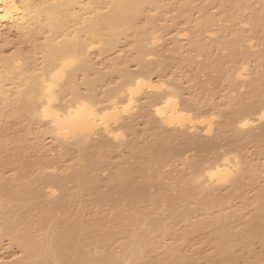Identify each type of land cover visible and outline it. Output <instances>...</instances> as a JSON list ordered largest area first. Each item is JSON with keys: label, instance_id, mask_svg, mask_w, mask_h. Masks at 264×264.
Segmentation results:
<instances>
[{"label": "bare ground", "instance_id": "6f19581e", "mask_svg": "<svg viewBox=\"0 0 264 264\" xmlns=\"http://www.w3.org/2000/svg\"><path fill=\"white\" fill-rule=\"evenodd\" d=\"M262 64L264 0H0V174L19 171L0 180V241L22 249L14 264H194L182 245L202 234L199 261L264 264ZM219 89L228 112L209 114ZM46 138L61 175L21 164ZM189 152L181 179L158 171ZM244 204L258 213L243 223ZM89 208L107 220H78Z\"/></svg>", "mask_w": 264, "mask_h": 264}, {"label": "rangeland", "instance_id": "374dc122", "mask_svg": "<svg viewBox=\"0 0 264 264\" xmlns=\"http://www.w3.org/2000/svg\"><path fill=\"white\" fill-rule=\"evenodd\" d=\"M185 27V26H184ZM179 28H183V26L181 27V26H179ZM171 36V35H170ZM169 37V36H168ZM167 36H166V38H168ZM16 38L13 36V35H10V41H11V43L12 44H10V45H8L6 48H5V51H6V53H8V52H11L15 47H17V41L15 40ZM14 43V44H13ZM255 45H256V43H255ZM14 46V47H13ZM257 46V45H256ZM9 47V48H8ZM13 47V48H12ZM24 49H27L28 47H26V46H24L23 47ZM259 49V47L257 46L256 47V49H254V50H258ZM130 69L131 70H134V68H133V66L132 65H130ZM184 71V73H185V76L186 77H191L194 73H195V71H194V69L192 70V68H184L183 69ZM257 71H260V72H263L264 71V64H262L261 65V67L259 68V69H256ZM200 80H201V83L202 84H204L205 83V87H206V89L207 88H210L208 85H206V82H203V81H206V78L205 77H202L201 76V78H200ZM181 84H182V86H183V88L184 87H189V83L187 82V80L185 79V80H183L182 79V81H181ZM191 84V83H190ZM192 86H194V85H192ZM208 86V87H207ZM192 89L194 88V87H191ZM185 89V88H184ZM195 89V88H194ZM193 89V91H195ZM205 89V88H204ZM220 91H218V93H216V95H215V97H214V99H215V104L216 105H218L219 107H216L215 109L214 108H203V109H207V111H209V112H207V113H209V114H213V113H215L216 114V112H228L227 111V107H226V103H225V101H223V99H224V97H223V95H224V93H222V91H221V89H219ZM190 92L192 93V91H191V89H190ZM243 92H245V90H243L242 91V93ZM194 93V92H193ZM206 93H207V91H206ZM205 93V94H206ZM200 99V98H199ZM198 99V103H199V101H201L202 99H200L199 100ZM199 105H201V102H200V104ZM216 109H217V111H216ZM205 110H203V112H205L206 113V111ZM222 120V119H221ZM220 121V118H219V120L217 119L216 121H215V124H217L218 122ZM138 127H139V132L141 131H143V128H145V127H143V125H141V123H139L138 124ZM138 127H137V132H138ZM139 132H138V137L141 135H139ZM134 137V136H133ZM131 139H133L132 138V136H131ZM222 141H224V140H222ZM221 141V145H220V147L223 145H226L225 144V141L224 142H222ZM222 146V147H223ZM41 147H42V149H40V146H39V148H37V149H35V151H31V150H28L27 151V149L26 150H24V152L21 154V159H20V161H21V164L23 163V165H32L31 164V162L32 163H46V162H51V164L52 165H54V166H56V169H55V171L53 172L52 170H50V172H51V174L52 173H54V174H60L61 175V173L60 172H62V171H64V169H65V167H66V163L67 162H65L64 160H60V161H58V150H57V148H56V146L51 142V139H49V138H46V139H44L43 140V145H41ZM222 147H221V149L220 150H222V151H220L219 150V153L221 152H223V150H224V148H226V147H224L223 149H222ZM246 151H245V155H247V159H250V160H254L255 159V151H254V149H253V147L251 146V145H249V146H247L246 147V149H245ZM125 155H127L126 154V151H124V152H121V153H115V154H113L111 157H110V159H111V163H113V164H120V162L122 161V159H125ZM124 158H123V157ZM185 156H187V160H185V161H183L182 162V160L181 159H179L181 162H179V160H178V163H175L174 164V166L173 167H169V166H167V167H161V169L159 170L158 169V171H160V173H164V174H170L172 171H175V172H172V176L173 177H175L176 179H181L182 177H178V175H182V174H186V173H189V161H194L195 159H196V157L197 156H199V154H197L196 152H189L187 155H185ZM249 157V158H248ZM189 158V159H188ZM48 160V161H47ZM50 160V161H49ZM55 161V163H53ZM58 161V162H57ZM187 162V163H186ZM39 164V165H40ZM42 164L40 165V166H38V167H41L42 166ZM50 164V165H51ZM187 164V165H186ZM259 164H261V165H264V160H261L260 161V163ZM51 165V166H52ZM185 165V166H184ZM49 166V164L47 163V167ZM54 166H53V168H54ZM188 166V167H187ZM37 167V168H38ZM43 167V166H42ZM44 167H46V165L44 166ZM175 173H176V175H175ZM18 174H19V171L17 172V171H14V170H7V171H4V173H2V174H0V180L1 179H3V180H5V181H7V179H13V178H16L17 176H18ZM53 174V175H54ZM178 174V175H177ZM103 177V178H102ZM104 178H106V174H103L102 176H101V179H104ZM4 181H1L0 182V186H1V184L3 183ZM258 185L259 186H263L264 187V173H263V178L262 179H259V183H258ZM250 186V187H249ZM248 186V188H246L245 189V191H243V193L244 194H242L243 195V197H245V201L244 202H250L249 204L250 205H252V200H254V197H255V193H256V185H254L253 184V186L252 185H249ZM248 200H251V201H248ZM237 200H235L234 202H236ZM39 202H41V201H39ZM42 203V202H41ZM238 203H240L239 201H237V204ZM88 204H89V202H88ZM85 206L87 205V203L86 204H84ZM238 205H241V203L240 204H238ZM250 205H247L246 204V206H245V204H244V208H246V210H244V215H242V217L244 216L245 218H242V221L243 220H246V221H248L249 219H251L254 215H257L256 213H258V212H256L257 210H256V205L255 206H253V207H250ZM84 206V207H85ZM89 206H90V204H89ZM247 206H249V207H247ZM258 206H260L259 204H258ZM88 207V206H87ZM87 207H85V209L84 210H86L87 209ZM255 207V208H254ZM92 208V207H91ZM91 208H89L87 211H84V210H82L83 212H84V215H83V212L82 211H79V213L80 214H82V215H80L79 213V216H77V218H78V220L80 219V221H89V219L91 220V222H93V223H97V222H104V221H106L107 220V218H106V220L104 219V215H106L107 214V212L106 211H101V212H98V214H96L97 212H95V213H93L92 211H91ZM190 208H193V206H191ZM34 209V210H33ZM179 209H182V208H179ZM35 211H36V209L35 208H32V209H30V211L28 210V216L30 217L29 219H31V217L33 218L34 216H36L35 215ZM88 213V215H91L92 213H93V215H91V217H93L92 219H91V217L89 218H84V217H86V216H88L87 215V213ZM89 212H92V213H90L89 214ZM77 213V212H76ZM28 216H27V222H25V224H23V225H25V227H27L26 226V224L28 223V221H29V219H28ZM82 216V217H81ZM251 216V217H250ZM81 217V218H80ZM35 218V217H34ZM33 218V219H34ZM83 218V219H82ZM36 219V218H35ZM85 219V220H84ZM96 219L98 220L97 222H96ZM92 220H94V221H92ZM26 221V220H25ZM32 221L34 222L35 220H31V224H33L32 223ZM30 222V221H29ZM90 222V221H89ZM88 222V224L87 225H90L91 223H89ZM35 223V222H34ZM243 223H244V221H243ZM85 224V223H84ZM180 224H183L182 222L180 223ZM179 224V225H180ZM23 225H19L20 227H19V229L20 228H22L23 229ZM28 225V227H29V223L27 224ZM179 225H177V226H179ZM183 226H184V224H183ZM182 227V226H181ZM178 228H180V226L178 227ZM22 229H21V231H22ZM203 240H205L204 239V234H202V235H200L199 237H195V238H193V239H191L189 242H188V244L186 245L185 243L182 245V248H183V250L185 251V249H186V252L185 253H187L188 255L187 256H192L191 257V259L193 260V262H195V263H197L196 261H198V263L197 264H207L206 263V261L203 259V260H200L199 261V257H197V255L199 256V255H204V256H206L205 254L207 253V255H208V253L209 252H211L210 250H209V247L206 245V246H203V245H205V244H203L204 243V241H202V239ZM203 242H201L200 244H199V241L200 240ZM123 242L122 243H125V241H126V238L124 237L123 238ZM1 243H0V264H14L15 262L17 263V261L19 262V261H21L24 257H22V249L20 248V247H18L17 245H15V244H13L11 241H10V239H6V238H3L1 241H0ZM86 242H90V243H88V246L89 245H91V241H89V240H87ZM121 240H115L114 241V239L113 240H111L110 242H109V244H108V246H110V249L109 250H111V251H114V252H118V251H120V248H121ZM202 244V245H201ZM90 247V248H89ZM88 248H86L87 250L88 249H90V250H92V248H93V245H91V246H89ZM185 247V248H184ZM21 249V250H20ZM117 249H119L118 251H117ZM201 251L202 252V254H201V252H198V254H197V251ZM252 250L254 251V252H256V253H259L260 252V250H261V247H260V245L257 243V242H254L253 243V246H252ZM196 255V256H195ZM24 256V255H23ZM41 256V255H40ZM22 257V258H21ZM195 257V258H194ZM38 258H40V260L42 259L43 260V258H45L44 256L41 258V257H38ZM21 259V260H20ZM37 261H39V259L37 260ZM203 262V263H202ZM205 262V263H204ZM194 263V264H195ZM193 264V263H192Z\"/></svg>", "mask_w": 264, "mask_h": 264}]
</instances>
